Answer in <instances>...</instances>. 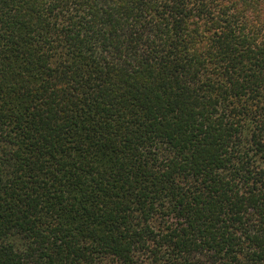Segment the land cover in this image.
<instances>
[{
  "label": "trees",
  "instance_id": "trees-1",
  "mask_svg": "<svg viewBox=\"0 0 264 264\" xmlns=\"http://www.w3.org/2000/svg\"><path fill=\"white\" fill-rule=\"evenodd\" d=\"M0 264H264V0H0Z\"/></svg>",
  "mask_w": 264,
  "mask_h": 264
}]
</instances>
